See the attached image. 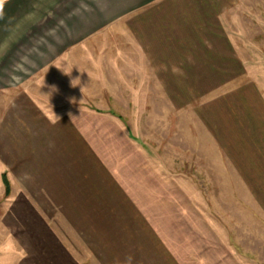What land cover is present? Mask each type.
Returning <instances> with one entry per match:
<instances>
[{"label":"rangeland","instance_id":"rangeland-1","mask_svg":"<svg viewBox=\"0 0 264 264\" xmlns=\"http://www.w3.org/2000/svg\"><path fill=\"white\" fill-rule=\"evenodd\" d=\"M223 2L218 69L163 71L186 93L113 76L2 87L0 158L74 152L76 180L20 166L5 194L0 174V264H264V0Z\"/></svg>","mask_w":264,"mask_h":264},{"label":"crops","instance_id":"crops-1","mask_svg":"<svg viewBox=\"0 0 264 264\" xmlns=\"http://www.w3.org/2000/svg\"><path fill=\"white\" fill-rule=\"evenodd\" d=\"M223 3V0H0V80H10L0 84V91L2 87L13 91L37 77L45 80L40 87L43 83L51 89H46L47 92L64 94L49 80L114 77L137 78L138 85L148 89L142 91L146 93H160L161 87L167 94L186 93L169 90L170 84L164 80L175 77L163 71L176 70L166 65L176 63H201L206 69L211 64V69H218L225 53L209 42V36L224 40V33L217 27L210 28L208 23L209 15L225 13ZM7 63L13 65L7 67ZM74 84L80 88L79 83ZM61 138L63 142V135ZM69 139L73 146L74 139L71 136ZM49 151L29 153L19 163L0 158L3 166L0 174L16 175L17 167L22 166L25 175H41L40 184L48 182L59 185L57 190L73 191L74 152L65 156L56 147ZM8 181L11 185L9 177ZM24 190L27 192L28 187Z\"/></svg>","mask_w":264,"mask_h":264},{"label":"trees","instance_id":"trees-1","mask_svg":"<svg viewBox=\"0 0 264 264\" xmlns=\"http://www.w3.org/2000/svg\"><path fill=\"white\" fill-rule=\"evenodd\" d=\"M2 179H3V184L5 187V194H8L9 190H10V186H9V181L6 178V174H2Z\"/></svg>","mask_w":264,"mask_h":264}]
</instances>
